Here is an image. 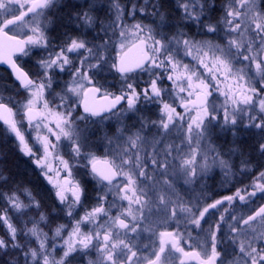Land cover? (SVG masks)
Wrapping results in <instances>:
<instances>
[{"label":"snow or ice","instance_id":"1","mask_svg":"<svg viewBox=\"0 0 264 264\" xmlns=\"http://www.w3.org/2000/svg\"><path fill=\"white\" fill-rule=\"evenodd\" d=\"M53 3L54 0H0V36L14 45L12 51L27 56L29 54L28 45L49 49L51 42L45 35L44 26L39 21L31 29L33 34L27 36L26 39L19 40L14 35H9V32L19 27L20 22L29 14L41 17L43 10L52 6ZM113 7L116 11V21L109 27L120 28L121 53L117 59L112 60L110 68L125 80L128 79V73L135 70L148 74L150 79L143 88H140L138 84L127 83L126 90H122L121 94L108 93L104 95L103 98L108 103L100 111L90 108L85 102L84 112L91 116H99L101 112L115 114L120 111L117 106L126 102L127 111L135 113L139 111L138 103L143 99L146 102L159 105L160 119L159 121H150L140 118L139 130L136 132H131L126 126L118 129L120 135L116 136V140H123V144L114 145L112 139L106 137L112 150L103 160L85 151L87 137H84L82 143L81 132L75 126L71 104L73 95L79 96L83 93L86 98L89 93H101L102 86H97L93 82L90 72L92 69H102L110 59L104 54L110 43V40L104 39L108 35V30L99 23L98 18L90 14L92 9L76 14L77 35L69 36L62 45L47 51L46 56L38 61L40 68V72L36 74L38 79H34L29 72L18 66L11 54L6 53L0 47V58L10 64L16 80L29 94L23 105V117L29 124L36 120L35 126L39 129L43 121L48 118L44 113L38 112L35 107L42 100L45 112L54 118L55 128L58 131H54L47 124L43 126L48 128V132L55 136L57 141L61 137L72 141L74 155L85 161L84 167L89 169L91 175L100 182L96 205L83 217L75 220L69 233V239L64 241L63 254L57 259L54 256L56 245L49 243L48 233L43 230L48 226L50 220L49 215L41 210L40 201L23 183L15 184L14 187L9 186V178L0 173V189L7 187V191L0 190V201L5 204V207L0 208V225L6 229L0 235V261L2 264H71V259L75 258L76 254L88 255L92 248L97 251V259L90 260L88 264H137L139 258L137 250H134L135 245L132 243L134 236H130V234L137 233L140 221L144 219V209L149 204L150 192L146 190L145 185L147 188H151L154 193L153 186L162 183L165 186L163 191L167 193L171 188L172 179L169 170L173 163H176L174 153L178 155L180 152V148L176 145L164 143V137L171 128L175 127L177 122L184 120V114L178 112L177 108L173 106L175 100L173 103L164 100V94L167 91L161 86V81L164 79L172 82V87L177 90L176 98L180 101L179 106L189 114L187 124L189 145L195 139L199 146L200 141L211 136L215 127H219L222 131H232V134L235 135L238 118L243 121L246 115L248 123L243 126L257 129L260 132L261 140L255 145L254 150L264 159V115H252L249 110L258 99L259 112L264 114V96H261V93H264V10L257 9L256 0H231L223 20L224 31L228 37L224 45L213 43L211 40H196L183 32H178L169 38L167 35H159L152 27L140 23L127 28L122 23H118L122 18L119 4H114ZM180 8L185 19L194 22L205 34H215L218 31L220 27L218 24L205 22L207 19L206 10L214 9V5L211 9L209 8L207 0H204L203 3H199L198 0H180ZM139 11L144 12L145 8H141ZM135 12L136 8L134 7L132 14L134 15ZM153 13L160 15L156 11L155 5H153ZM94 26L100 28L104 33V36L97 33V36L93 38L94 40L99 39L101 41L99 44L90 41L86 31L84 33L79 31L81 27L91 29ZM130 32L134 36L132 46L139 51V56L134 62L128 60L127 52L124 51L125 42L129 39ZM245 33H248L252 38L245 41L243 39ZM181 52L198 61L199 65L207 71L208 78L202 79L201 75L191 70L188 64H183L178 58ZM72 54H76L80 58L78 64L73 63ZM237 59L247 61L249 67H255L262 82L259 90L247 78L243 70L234 71L233 62ZM69 69H71L73 81L67 86L66 91L58 94L60 103L56 104L55 98L49 102L45 93L51 94L54 75ZM229 78L235 80V85L230 87L227 92L222 91L218 85ZM212 81H216V84H213ZM213 88L225 96V104L221 105L219 109L209 102ZM180 93L187 95H179ZM110 96L111 99H109ZM10 103L11 101L0 102V119L9 125V130L19 140L20 151L25 155L35 156L36 153L25 141L15 120L10 119L13 115ZM241 105L247 107H241ZM193 110H195V116L191 115ZM221 110L222 116L219 114ZM145 127L157 128V135L160 138H154L149 142L146 135L142 134ZM37 139L43 146L44 156L37 157L35 163L42 169L48 182L57 189L55 195L59 203L64 206L62 210H66V214L72 217L74 208L82 201L85 189L79 181L72 177V165L69 161L58 154L55 159L59 160L62 165L65 176L62 182L53 180V177L49 175L53 171L52 165L42 161H47L56 145L48 136L37 137ZM149 147L151 148L150 152ZM197 155V149L193 148L190 153L180 157L177 167L185 177V183L194 181L198 169L206 171L209 167L207 157H204L203 164H198ZM252 160V157L241 159L242 174L248 171ZM212 163L218 164L225 171V175L232 171L229 161L219 158V156L213 157ZM258 168L264 169V163L258 164ZM149 169L156 175H150ZM56 176H60L59 171H56ZM157 176L161 179L158 180ZM253 177L250 185L237 189L234 195L225 196L223 199L207 204L203 209L186 204L179 199L172 201L166 194L157 197L159 201L157 206L162 207L172 218L183 216L186 224L193 229H202V221L207 223L205 217L210 209H217V206L223 205L225 201L229 203L235 200L246 202L256 197L258 193L264 198V170H259L258 174L253 173ZM121 180L122 182H120ZM149 181L151 184H148ZM109 196H113L112 204L108 203ZM117 200L127 202V207L124 211H117L116 214H113L112 209ZM133 205H135V209ZM169 205H171L170 208ZM31 210H35V217L29 218L19 227L13 223L11 214L26 215ZM136 213L140 214L139 217ZM257 223L264 226V206H260L246 218L236 217L231 213L227 217L221 215L214 225H209L211 254L205 253L206 258L202 259L200 264H218V262L224 264V261L219 259L221 254L217 250V246L219 237L223 235L221 229L225 225L229 230L228 235L232 243L238 245L239 260L234 264H264V232H258L253 227ZM83 224H92L95 227L84 232L81 230ZM65 230V225H58L54 229L53 240L60 238ZM159 235V252L153 253L155 260H148V264H158L168 243H171L176 251L183 252V249L178 247L174 233L161 232ZM33 244L37 246L33 247ZM184 255H191L193 258L200 257L198 252L191 254L184 252ZM6 257L12 259H5Z\"/></svg>","mask_w":264,"mask_h":264},{"label":"flooded vegetation","instance_id":"2","mask_svg":"<svg viewBox=\"0 0 264 264\" xmlns=\"http://www.w3.org/2000/svg\"><path fill=\"white\" fill-rule=\"evenodd\" d=\"M79 0H54V3L49 8L43 10V15L41 17H34L32 14H29L24 18L22 22H20L19 27L13 29L9 32V35H14L17 39L23 40L26 39L27 36L32 35V27L35 25L37 21L42 23L45 28V35L48 40L51 42L49 49L45 50L42 47L28 45L29 54L27 56L12 51L14 45L10 44V42L4 40L2 36H0V47L4 49L6 53H10L12 59L16 62V64L22 67L25 71L29 72L34 79H38L39 77L36 75L40 72V68L38 65V61L46 56L47 51H51L53 48L62 45L69 36H75L78 34L77 25L78 21L75 19L77 13L89 10L88 7L83 5L71 6L73 3H78ZM122 4H124V8L122 9L126 16V22L131 27L136 23H140L145 26H150L153 30L159 35H167L169 38L175 36L178 32H183L189 37L194 39L196 29H201L194 22L186 20L183 14L182 9L180 8V0H120ZM201 2V0H200ZM209 8H212L214 5V9L207 10L205 12V16L207 17L206 23L217 24L220 26L217 33L220 34L218 39L215 38V35L208 33L206 40L211 41H220L223 42L225 40V31H224V15L225 11L228 9L231 0H207ZM153 5H155L156 11L160 13V15H155L153 13ZM256 5H258L259 10H264V0H256ZM136 8V12L133 15V8ZM145 8L144 12L139 11V9ZM19 14V13H17ZM104 15V12H97L96 18L100 24L104 27L112 25L110 23H102L101 16ZM95 17V16H94ZM111 17V16H110ZM108 21H114V19H109ZM111 33H109L105 40H111L113 37H116L117 30L116 28L109 27ZM95 30H100L98 27H93L92 29H85L83 27L80 28V33L87 32V38L94 43L99 44L101 41L99 39H93L96 37ZM104 36V35H100ZM109 38V39H108ZM159 38V36H158ZM134 43V42H133ZM133 43L125 50V52L130 49ZM106 56L110 57L108 63H106L102 69H92L90 75L93 77V82L97 86H102L100 94H94L93 100L96 103L105 104L102 108H105L108 101H106L103 97L104 95L111 93L113 95L121 94L122 90H126L127 83L138 84L140 88L146 86L150 77L148 74H145L141 71H137L134 73H128V79H123L120 74L116 73L114 70L110 68V64L112 60L118 58V55L115 53L114 48L111 45H108L107 51L104 53ZM181 62L188 63L189 67L194 69L196 68V60L192 57L185 56L183 52H181L178 57ZM71 59L74 64L79 63V57L76 54L71 55ZM94 62V61H93ZM5 60L0 58V102H9L10 107L13 108V115L11 116L12 120H15L18 129L21 134L24 136L25 141L28 143L29 147L33 149L36 153L35 156H28L23 154L20 151L19 140L15 136L13 132L9 130V126L0 122V136L4 140L5 138L9 139L13 143V151L14 154L23 159L25 162H28L33 170L38 174L39 179L42 181L44 185L52 192L54 195V199L57 203L58 199L55 195L56 188L53 184L48 182V179L43 174V171L40 167H38L35 163L37 157H43L44 151L43 146L40 140L37 137H45L48 136L49 139L56 145L55 149L48 156L47 162L51 165L54 163L55 156L57 153L59 154L60 148L62 150L66 149V138L61 137L59 141L55 139V136L51 135L48 132V128L44 127L40 133H36L34 131V127L36 122L29 124L27 119L23 117L22 106L26 102L29 94L25 89H23L19 82L15 79L11 70L5 65ZM73 81V77L71 75V69L54 75V83L53 88L50 90L51 94L45 93V97L49 102L56 99V104L60 103V97L58 94L66 91L68 85H70ZM141 81V82H138ZM136 82V83H135ZM161 86L167 91L164 94V100H167L166 94L173 95L175 90L172 87V82L164 79L161 81ZM88 87V85H86ZM111 99V96L109 97ZM194 99V97H193ZM103 101V103H102ZM87 103V99L81 93L79 96L73 95L71 97V104L73 109V118L74 121L79 122L81 125H84L83 131L87 133V143L91 148L94 154L98 156L101 160H103L107 155L105 154L106 148H108V152L111 149L110 145L105 146L102 141V137H107L112 139L113 144H123L124 141H117L116 136L120 135L117 131L122 127H127L131 130V132H136L139 130V119L143 118L145 120L150 121H159L160 119V107L157 103H149L141 99L138 103L139 111L135 113H131L127 111L126 102H122L121 105L117 107L120 111L115 112H101L99 116H91L89 113L84 112V104ZM168 102V101H166ZM209 102H211V98L209 97ZM170 103V101H169ZM42 106V103H41ZM174 107L177 108V111L180 113H185L184 109L180 106ZM55 107L54 105L52 106ZM101 108V109H102ZM38 112H41L40 109L36 108ZM24 110V108H23ZM22 111V112H21ZM63 111V109H61ZM42 113V112H41ZM195 114V110L191 112L193 116ZM221 115V114H220ZM83 117V119H80ZM39 119V117H38ZM189 122V114H184V120L177 122L174 130H170V132L164 137V143L174 144L178 148L179 145L176 144L175 141H180V139H184L181 135H173L172 133L176 130L180 131V126L187 125ZM222 122V120H221ZM44 124H47L49 127L53 128L54 131H58L55 128L54 118L50 116L46 120L43 121ZM222 124V123H221ZM136 125V127H133ZM158 129L155 127L148 128L145 127L144 132L142 134L146 135V138L149 142L153 141V139H159L160 137L157 135ZM127 135V133H125ZM251 137V136H250ZM219 135L212 134L210 137L206 138L212 140V142L223 141ZM249 138V137H248ZM100 141L102 146L96 144V142ZM244 141L247 138L243 139ZM252 145V150L249 151H241L239 156H237L238 160L252 157V164L249 166V169L246 173L241 172L240 167H232V171L225 175V171L222 169H218V171L214 174L208 172L209 169L204 171L205 178L200 180H204L203 182H190L185 183V177L181 179L179 176V168L177 164L179 163V159L181 157V151L179 154H175L176 163H173L174 166L169 170L171 174V188L168 189L167 193H164L165 186L162 183H157L153 187L157 189L158 195L166 194L168 198L172 201L182 200L186 204L197 206L201 209L205 207L209 203H213L215 200L223 199L225 196L234 195L237 189L244 188L247 185H250L253 181V173H257L259 170L258 164L264 163V159L259 156V153L256 152L255 145V137L253 136L251 141H249ZM62 144V146L60 145ZM105 148V149H104ZM149 152L151 148H148ZM236 159V160H237ZM59 170V169H57ZM150 175H156L149 169ZM74 178L76 181H79L81 186L85 189V194L82 197V201L77 207L79 208V214L86 213L90 208L96 205V197L98 195V191L100 188V182L96 180L94 176L91 175L90 170L83 168L75 170ZM84 174L85 179L88 180V183L83 182L84 177L81 176ZM51 175V172L49 173ZM65 174L60 176V179L63 181ZM157 179H161L157 176ZM54 180V178H53ZM122 182V180L120 181ZM151 184V181L148 182ZM146 190L148 191L147 186L145 185ZM106 190V188H105ZM251 189L249 188V191ZM70 198V194H69ZM110 201H113L111 198ZM121 203V202H120ZM159 201L157 202L158 205ZM119 205H127V202L121 203ZM260 206H264V198L258 193L256 197H253L251 200H247L246 202H242L239 200H235L232 203L227 201L224 202L223 205L217 206V209H210L209 213L206 214V221L204 223L202 221V229H193L189 225L186 224L183 216L179 218H171L169 221H163L162 228L155 232L153 235H143L140 239L135 234H130V236H134L132 239V243L135 245V249L137 250V257L139 258L137 264H148V260H155V256L153 253L159 252L160 247V233L161 232H172L174 233L178 247L183 249V252L176 251L175 248L171 246V243H168L165 246V252L161 254V260L158 264H200L202 259H205V253L208 255L211 254V241L209 236V225H214L220 218L221 215L228 216L229 213L236 217H247L252 214L255 210H257ZM171 207V205H169ZM86 210V212H85ZM161 212L166 213L164 210ZM82 216V215H81ZM171 217V216H169ZM254 228L258 230V232H264V226L259 223L253 225ZM228 228L225 225L221 232L223 235L219 237V242L217 246V250L220 252V260L224 261V264H234V262L239 260L238 255V245L233 244L231 238L228 235ZM184 252L192 253L198 252L200 253L199 258H193L191 255L185 256ZM83 262H89L90 260L97 259V251L92 248L89 250V254L81 257ZM84 264V263H83ZM219 264V262H218Z\"/></svg>","mask_w":264,"mask_h":264},{"label":"rangeland","instance_id":"3","mask_svg":"<svg viewBox=\"0 0 264 264\" xmlns=\"http://www.w3.org/2000/svg\"><path fill=\"white\" fill-rule=\"evenodd\" d=\"M77 2L78 3H73V5L76 6V5H80V4L83 5L84 4V6L88 7V9L91 8L92 11L90 14L92 16L96 17L97 12H100V11L104 12V15L101 16V22L102 23H104V22L110 23V24H113L116 21V11H115V8L113 7V5L119 4L121 12H122V18H121V21H119L118 23H122L125 27L131 28L126 22L127 19H126L125 13L122 10L124 8L123 7L124 4H122L120 0H79ZM198 2L203 3L204 0H201V2H200V0H198ZM256 6L258 8V5H256ZM109 19H114V21L110 22V21H108ZM217 24H219V23H217ZM104 28H106L108 30V34L111 33L112 30H110L109 26L104 27ZM116 30H117L116 37H113L110 40L109 45H111L114 48L115 53L117 55H119L121 53V49H120L121 38L119 36L120 28L117 27ZM95 33H96V35H97V33H99V35H104L103 31H101V30H97V31L95 30ZM219 33H217V32L215 33V34H217V35H215L216 39H218V36L220 37ZM194 36H195L196 40H206L207 39V34H205L202 29H199V30L196 29ZM250 38H252V37H250V35L248 33H245L243 36V39L245 41L249 40ZM227 39H228V37L225 33V40L223 42H220L217 40H216V42L215 41H212V42L216 43V44L224 45ZM133 42H134V36L130 32L129 33V39L125 42L126 48L124 49V51ZM182 63L188 64L185 62H182ZM190 69L193 71H196L198 74H200L202 79L208 78L207 71L199 65L198 61H196V68H194V69L190 68ZM233 69H234V71L243 70V72L246 74L247 78L257 87L258 90L260 89L262 82H261L260 76L257 74L254 66L249 67V63L247 61H243L242 59H237V60H234V62H233ZM221 79H223V77H221ZM138 82H141V81H138ZM212 83L216 84V81H212ZM234 85H235V80L232 78H229L228 80H224L223 83H220L218 86L222 91L227 92L228 89L230 87H233ZM211 91H212V95L210 96V98H211L210 103L214 104L219 109L221 107V105L225 104V96L222 95L221 92L216 91L215 88L211 89ZM176 95H177V90H175V93L173 95L166 94V97L168 99L165 101H168V102L170 101V103H173V101L175 100V103H173V104L176 106H179L180 101H179V99L176 98ZM179 95L186 96L187 94L186 93H180ZM261 96H264V93H261ZM41 103H42V106H41ZM258 103H259V101H258V99H256V104L249 109L251 111L252 115H257V116L264 115V114L259 112ZM35 107L40 109V111L42 113H44L45 116H47L48 118L50 117V116H48L47 112H45V110L43 108V101L42 100L39 101ZM229 107H231V105H229ZM241 107H247V106L241 105ZM22 111H24L23 106H22ZM183 114H188V113H183ZM195 114L193 116H195ZM219 114H221V116L223 115L222 110ZM213 123L215 124L216 122L214 121ZM220 123H223V121L222 122L220 121ZM246 123H248L246 115L244 116L243 121H240L238 118V123L236 125L237 131H236L235 135L232 134V131H222L219 127H215L212 130L213 134L219 135L223 141L212 142V140H210V139H207V140L204 139V140L200 141L199 146H197L195 139H193L191 145H189L188 138H187V125H185V124L180 126L181 127L180 131L176 130L172 134L176 135V136L182 135L184 137V139L182 138V139H180V141H175L176 144H178L180 147V151H181L180 155L185 156L186 154L190 153L193 148H196L197 152H198L197 163L203 164L204 163V157H207L208 163H209L208 172L213 173V176H214V174L218 171V169H221V168L219 167L218 164L212 163L213 157L219 156V158L228 160L229 163L232 165V167H237V166L240 167L241 160H238L237 156L240 155L239 154L240 153V150H239L240 149V143L242 141H244L243 139L247 138L246 141H251L252 137L254 136L256 144L258 142H260V140H261L260 132L254 128H245L243 125ZM43 125H44V123L41 124V127L39 129H37V127L35 126L34 131L36 133H40L42 131V129H44ZM75 126L78 127L80 132H81V138L80 139H81V142L83 143L84 137H86V135H88L87 133H84V131H83L84 125H81L79 122L77 123V121H75ZM173 128H175V127H173ZM173 128H171L172 131L174 130ZM102 141L104 142L105 146H109L108 139H106V137L103 136ZM66 142H67L66 149L62 150L60 148V152H59V154L58 153L57 154L59 156L63 157V159L69 161V163L72 165V177L76 178L75 170L82 169V167L85 168L84 167L85 161H82L79 157H76L74 155L73 148H72L73 142L68 140V139L66 140ZM100 143L101 142L97 140L96 144H99V146H102V144H100ZM60 145L62 146V144H60ZM243 146H246V144ZM84 147H85L86 152L94 154L93 151L91 150V148L88 146L87 142H86ZM246 147L251 149L252 145L248 144ZM105 150H106L105 154L108 155V153H109L107 151L108 148H106ZM94 155L96 156V154H94ZM53 161H54V163L52 164L53 171L51 172L50 176H52L54 178V181L62 182V180L60 179V176L65 174L63 169H62V165H60L59 160H57V159H54ZM57 169H59V170H57ZM56 171L60 172L59 177L56 176ZM179 173H180L179 176H181V179H182L184 176L180 170H179ZM205 175L206 174L204 173V171H200L198 169L197 177L194 179L193 182H197V183L203 182L204 180H200V178L201 179L205 178ZM105 191H107V188ZM148 191L150 192V195L148 197L149 204L144 209V219L142 221H140V226L137 229L136 236L138 237V239H140L143 235L155 234V232H157L158 230H160L162 228L163 221L167 222V221L171 220V218H172V217H169L170 215H168L167 213L161 212L163 210L162 207L157 206V202H158L157 197L159 196L157 189H155L154 193L152 192L151 188L148 189ZM111 198H113V196H109V200H108L109 204L113 203V201H110ZM152 201H156V202L153 203ZM120 202L124 203L122 201L117 200L115 207L112 209L113 214H116L117 211H124V209L127 207V205H119V204H121ZM58 204L61 207V211H60L61 220L59 222H57L56 225H53V226L49 223L48 226L44 227V229H43L44 232L48 233L49 243L50 244L54 243L56 245V250L54 252V256L57 259L60 256H62V254H63L64 241L69 239V233L72 230V226H73L75 220L80 219L81 217H83L85 215V213H83V214H81L82 215L81 216L79 214L81 212V211L79 212L80 207L76 206L73 210V216L69 217L66 214V210H62V209H64V206L61 205L60 203H58ZM133 208L135 209V205H133ZM149 209H151V210L149 211ZM89 210H91V208ZM85 212H86V210H85ZM136 214L139 217L140 214L139 213H136ZM11 215L13 216L14 214H11ZM28 219H29L28 217H25L23 220H24V222H26ZM58 225H65L66 230L62 233V236L60 238H55L53 240V232H54V229ZM29 227H31V225H29ZM94 227H95V225H92V224H83L81 226V230L84 232H88V231L92 230ZM3 228H4V226H3ZM32 246L36 247L37 245L33 244ZM50 250H51V248H50ZM81 257L82 256L80 254H76L75 258L71 259V264H83V263L88 264V262H83Z\"/></svg>","mask_w":264,"mask_h":264},{"label":"trees","instance_id":"4","mask_svg":"<svg viewBox=\"0 0 264 264\" xmlns=\"http://www.w3.org/2000/svg\"><path fill=\"white\" fill-rule=\"evenodd\" d=\"M220 1V0H218ZM74 6V5H71ZM242 144V145H241ZM250 144L249 141H242L240 143V152L249 151L252 149L247 148L246 146ZM253 145V144H250ZM252 148V147H251ZM0 173H3L5 177H8L10 180V185L14 187L15 184L23 183L25 184L35 195L36 199L41 203V210L45 212L46 215H49L50 224L56 225L57 222L61 220V207L55 201L54 195L52 192L42 183L39 179L38 174L33 170L32 166L25 162L23 159L18 158L13 151V143L5 138L4 140L0 136ZM86 176V175H85ZM84 174L81 176L83 182L88 183V180L85 179ZM2 191H7V187L0 189ZM5 207L3 201H0V208ZM35 210L29 211L26 215H17L12 216L13 223L18 227L22 226L24 223V218L35 217ZM6 229L3 228V225H0V235H2ZM5 259H12L11 257H6ZM2 264V261H0Z\"/></svg>","mask_w":264,"mask_h":264},{"label":"water","instance_id":"5","mask_svg":"<svg viewBox=\"0 0 264 264\" xmlns=\"http://www.w3.org/2000/svg\"><path fill=\"white\" fill-rule=\"evenodd\" d=\"M127 57H128V60L130 61V62H134L135 60H136V58L139 56V51H138V49L137 48H135V47H131L130 49H128L127 51ZM5 65L11 70V72L13 73V70H12V68H11V66H10V64L9 63H5ZM137 71H139V70H135V71H133V72H130V73H134V72H137ZM13 75H14V73H13ZM14 77H15V75H14ZM16 79V78H15ZM19 82V81H18ZM93 97H94V94H92V93H89L88 94V96L86 97V99H87V104H88V106L90 107V108H93V109H95V110H97V111H100L101 110V108L103 107V106H105V104L103 105V104H99V103H95L94 102V100H93ZM102 103H103V101H102ZM6 115V114H5ZM10 119H11V117H10ZM12 120V119H11ZM36 120H34L33 122H35ZM0 122L1 123H3V124H5V122H4V120L3 119H0ZM5 125H7V126H9L8 124H5Z\"/></svg>","mask_w":264,"mask_h":264}]
</instances>
